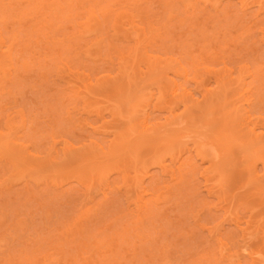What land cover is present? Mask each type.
<instances>
[{
	"label": "rangeland",
	"instance_id": "obj_1",
	"mask_svg": "<svg viewBox=\"0 0 264 264\" xmlns=\"http://www.w3.org/2000/svg\"><path fill=\"white\" fill-rule=\"evenodd\" d=\"M0 52V264H264V0H0Z\"/></svg>",
	"mask_w": 264,
	"mask_h": 264
},
{
	"label": "bare ground",
	"instance_id": "obj_2",
	"mask_svg": "<svg viewBox=\"0 0 264 264\" xmlns=\"http://www.w3.org/2000/svg\"><path fill=\"white\" fill-rule=\"evenodd\" d=\"M6 54V55H5ZM7 54H9V53H1L0 52V63H3L4 61H5V59H8L9 58V56L7 55ZM180 69L179 70H181L180 72H183V74H184V70L181 68V67H179ZM226 71H228V70H226ZM185 75V74H184ZM222 81V80H221ZM176 89H174V91H175ZM182 98H185V102H186V100H189L190 99V95H189V93H187L186 92V90L185 89H183L182 91ZM245 93V89L243 90L242 88H241V90L240 91H238L237 92V94L235 95V96H237L236 98L237 99H239V98H241L242 96L244 97V94ZM224 95V94H223ZM224 97H225V95H224ZM226 99H227V97H225V98H223V103H225V101H226ZM240 100H242V99H240ZM245 100V99H244ZM221 101V102H222ZM234 101V100H233ZM243 104V103H242ZM241 104V105H242ZM240 106V105H239ZM242 107V106H241ZM227 108V107H226ZM239 108V107H238ZM244 109V108H243ZM223 111H225V110H223ZM222 111V112H223ZM234 111L235 112H237V108H234ZM224 114L226 113V112H223ZM233 113V112H232ZM248 111H245L244 112V118H243V121H244V123L249 119V117H250V115L248 114ZM146 120H144L143 121V125H142V128H144V130H145V128H146ZM224 126V125H223ZM147 129V128H146ZM231 131V130H230ZM232 133V132H231ZM11 146V145H10ZM145 192V191H144ZM146 193V192H145ZM142 194H144V193H142ZM141 195V194H140ZM138 196V201H137V206H139V208L141 209V210H144V209H146V204L144 203L145 201H143L144 200V198H142V197H144L143 195L142 196ZM139 210V209H138ZM141 210H140V212H141ZM139 212V213H140Z\"/></svg>",
	"mask_w": 264,
	"mask_h": 264
}]
</instances>
